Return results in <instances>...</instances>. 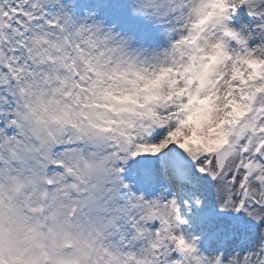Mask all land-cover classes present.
<instances>
[{
	"label": "snow or ice",
	"instance_id": "1",
	"mask_svg": "<svg viewBox=\"0 0 264 264\" xmlns=\"http://www.w3.org/2000/svg\"><path fill=\"white\" fill-rule=\"evenodd\" d=\"M95 3L0 0V264H264V0ZM222 217L248 224L203 247Z\"/></svg>",
	"mask_w": 264,
	"mask_h": 264
},
{
	"label": "clouds",
	"instance_id": "2",
	"mask_svg": "<svg viewBox=\"0 0 264 264\" xmlns=\"http://www.w3.org/2000/svg\"><path fill=\"white\" fill-rule=\"evenodd\" d=\"M209 67L211 66V58H209ZM205 68L203 65H201L198 69H193L190 72V75L192 76H199L201 79H203L205 74ZM158 88V82L156 84H150L148 88L145 90L144 95L151 99L155 95ZM97 99L100 103H112L117 107H123V106H131V101L128 98H122L121 100L117 101L113 98L112 95H105L103 92H101ZM239 111V109H238ZM236 118V114H233V117H231V120H234ZM215 141L217 144H222L224 142V135L218 130L215 137ZM54 212L58 211L57 209L53 210ZM63 224V228L73 234L72 238L68 242L63 243V247L65 250L72 249L74 245L77 244L76 241V229L72 228L68 225V223L64 220V217L57 216L55 219L52 218V214H49V218L43 223L42 230L47 233L49 229H53L57 232L60 230V225ZM39 243H45L43 238H38L37 241H29L30 251L33 252L36 255H40L42 253V249L37 246Z\"/></svg>",
	"mask_w": 264,
	"mask_h": 264
},
{
	"label": "rangeland",
	"instance_id": "3",
	"mask_svg": "<svg viewBox=\"0 0 264 264\" xmlns=\"http://www.w3.org/2000/svg\"><path fill=\"white\" fill-rule=\"evenodd\" d=\"M142 182H149V180L148 179H145V180H142ZM162 183H165V182H163L162 180H160V181H157L156 183H154L155 184V187H154V189L152 190V191H155V190H157L158 192H159V190H160V185L162 184ZM132 188H133V192H136L137 194H139V183L137 182L135 185H132ZM153 197V194L151 195V198ZM207 226H209L208 224H204V225H202V224H200L199 223V220L198 219H194L193 220V229L194 230H196V231H203L204 232V230L207 228ZM127 228H128V226L127 225H125L124 226V229L125 230H127ZM235 230H239L238 228H237V226L235 227ZM223 234V233H222ZM118 237V238H117ZM117 237H115L114 239H116V240H118L119 239V236H117ZM204 239H206L205 238V235H204V237H203V240ZM237 239H239V236H237L235 239H234V243L236 242V240Z\"/></svg>",
	"mask_w": 264,
	"mask_h": 264
}]
</instances>
